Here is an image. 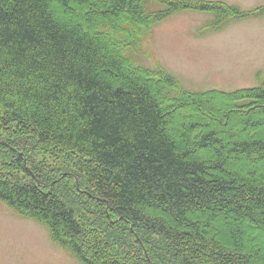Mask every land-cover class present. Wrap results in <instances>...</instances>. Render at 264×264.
<instances>
[{
	"label": "trees",
	"instance_id": "1",
	"mask_svg": "<svg viewBox=\"0 0 264 264\" xmlns=\"http://www.w3.org/2000/svg\"><path fill=\"white\" fill-rule=\"evenodd\" d=\"M185 10L214 29L264 14L0 0V200L83 264H264V80L190 91L140 63L154 26Z\"/></svg>",
	"mask_w": 264,
	"mask_h": 264
},
{
	"label": "rangeland",
	"instance_id": "2",
	"mask_svg": "<svg viewBox=\"0 0 264 264\" xmlns=\"http://www.w3.org/2000/svg\"><path fill=\"white\" fill-rule=\"evenodd\" d=\"M254 10L264 0H212ZM153 4L152 9H162ZM211 12L185 10L156 24L140 63H160L190 91H234L264 80V14L231 19L221 29ZM257 238L263 237L253 232ZM0 264H83L52 239L50 229L0 200Z\"/></svg>",
	"mask_w": 264,
	"mask_h": 264
}]
</instances>
